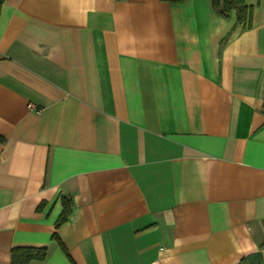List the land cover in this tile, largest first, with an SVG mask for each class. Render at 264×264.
Returning a JSON list of instances; mask_svg holds the SVG:
<instances>
[{
	"label": "crops",
	"instance_id": "0c3cea01",
	"mask_svg": "<svg viewBox=\"0 0 264 264\" xmlns=\"http://www.w3.org/2000/svg\"><path fill=\"white\" fill-rule=\"evenodd\" d=\"M245 2L247 28L211 0H3L0 264H264V0Z\"/></svg>",
	"mask_w": 264,
	"mask_h": 264
},
{
	"label": "trees",
	"instance_id": "16d2710c",
	"mask_svg": "<svg viewBox=\"0 0 264 264\" xmlns=\"http://www.w3.org/2000/svg\"><path fill=\"white\" fill-rule=\"evenodd\" d=\"M172 4H180L186 0H162ZM3 0H0V6ZM211 6L214 11L223 16H228L231 12L235 14L237 24L243 27L251 25L252 8L247 5L245 0H211ZM2 140V137H0ZM62 210L56 221V226L62 224L71 212L72 200L70 198H61ZM53 237L61 245L56 234ZM264 245V244H262ZM47 256L46 247L17 246L11 249L10 264H30L32 261H43Z\"/></svg>",
	"mask_w": 264,
	"mask_h": 264
},
{
	"label": "built area",
	"instance_id": "2783aa9c",
	"mask_svg": "<svg viewBox=\"0 0 264 264\" xmlns=\"http://www.w3.org/2000/svg\"><path fill=\"white\" fill-rule=\"evenodd\" d=\"M29 106H30V107H32V105H31V104H30Z\"/></svg>",
	"mask_w": 264,
	"mask_h": 264
}]
</instances>
